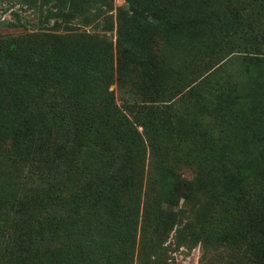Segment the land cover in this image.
Masks as SVG:
<instances>
[{
    "label": "rangeland",
    "instance_id": "374dc122",
    "mask_svg": "<svg viewBox=\"0 0 264 264\" xmlns=\"http://www.w3.org/2000/svg\"><path fill=\"white\" fill-rule=\"evenodd\" d=\"M161 2L170 9L165 19L172 12L176 20L159 19L146 2L111 0L95 22L77 17L56 28L53 18L45 21V12L31 8V0H0V203L6 208L0 225L7 214L12 222L13 211L22 226L15 238L0 227V264H264L261 240L246 228L231 230L222 213V197L244 184L250 169L264 165V134L243 157L238 130L245 118L263 116L264 32L260 54L238 56L223 69L235 71L238 91L233 88L230 101L240 120L212 116L202 106L184 112L183 123L175 119L147 135L125 100L137 103V87L160 76L150 59L163 41L154 26L212 23L206 16L181 18L198 0ZM230 4L239 12L243 6ZM99 6L100 0L92 2L88 16ZM257 16L249 15L252 24ZM120 23L139 37L118 54L119 81ZM96 41L109 49L97 62L84 53ZM63 46L79 51L64 62L69 50ZM50 51L56 57L45 55ZM128 120L137 137L127 132ZM89 125L86 134L81 129ZM11 142L25 160L7 150ZM226 144L230 157L222 161ZM31 160L39 161L37 167ZM230 164L236 167L230 170ZM192 231L202 238L195 245Z\"/></svg>",
    "mask_w": 264,
    "mask_h": 264
},
{
    "label": "trees",
    "instance_id": "16d2710c",
    "mask_svg": "<svg viewBox=\"0 0 264 264\" xmlns=\"http://www.w3.org/2000/svg\"><path fill=\"white\" fill-rule=\"evenodd\" d=\"M31 8H34L39 15L43 12L44 20L54 19V26H68V24L77 17L83 18L87 23L95 22L97 18L103 15V6L110 7L111 0H100L99 7L93 12L92 18L89 19L88 8L92 6V2L96 0H31ZM192 5L193 0H182ZM243 2L241 11L233 9L230 3ZM140 5L146 2V5H152V14L163 21H174L176 18L172 14L171 20H166V15L170 13L161 0H129V3ZM200 8H205L207 14L199 12ZM197 6V7H196ZM45 8V10H43ZM192 14L187 17L181 14L182 19L207 17L212 20L210 25L203 26L200 22L193 27L180 28L177 25L171 26L172 30L154 26L156 33L163 38L155 53H152L151 63L154 66V71L157 73V81L152 85L137 87V103L129 99L125 100L127 105L125 109L134 115L136 124L143 127L147 135H150V129L153 127L157 131L162 128L172 125L174 120L181 119L183 123L184 112L189 115V112L194 111L196 107L202 109L206 106L212 116L219 118H227L234 123L241 119V114H235L236 110H232V102L230 98L233 96V88H236L233 78L235 71L226 70L227 65H231L232 61L243 54H260L259 44L260 38L264 32V22L261 18L264 17V0H198V2L188 9ZM221 14V16H220ZM246 14V17L245 15ZM258 15L253 17L254 24L250 22L249 15ZM105 19V20H104ZM216 19V21H215ZM104 25L111 21L108 17L104 18ZM98 23V22H97ZM256 24V25H255ZM119 47L116 51V71L117 78L122 79L121 63L118 54L120 50L126 48L128 43H134L135 38L139 35L135 34L134 28H127L120 23L117 27ZM89 37L88 35H84ZM104 42L97 45V41L88 46L85 55L92 57L97 62L101 57L107 56L109 49ZM254 49H251V48ZM64 48V49H63ZM61 50H69L66 57L63 59L66 62L73 58V52L77 55L79 49L73 50L72 47L63 46ZM254 50V51H251ZM49 54V55H48ZM48 58L56 57L55 51H50ZM54 57V58H55ZM112 51L110 52V61ZM235 58V59H234ZM17 62L19 59H13ZM108 60V61H109ZM59 59H57V62ZM166 61L167 64L164 62ZM264 63V62H261ZM205 66L206 70L200 72ZM60 70L61 64L58 65ZM62 72V71H60ZM111 74V73H110ZM111 76V75H110ZM234 84V85H233ZM238 91V90H237ZM63 109H61V113ZM198 110V109H197ZM81 114V112H80ZM262 117L253 119L252 116L240 122L241 143L243 157H247L245 151L248 146L252 145L259 136L264 134V112ZM236 116L232 121L229 117ZM126 117L124 116V119ZM231 123V124H232ZM127 132L132 137H137L138 132L133 124L126 121ZM125 126V127H126ZM24 125H21V130ZM84 127V126H83ZM82 127V131L87 134L91 127ZM150 137V136H149ZM257 138V139H256ZM135 140H138L135 138ZM3 144L4 141L0 140ZM7 148L14 156L25 160V156L17 155L16 151L24 154L18 148L19 145H14ZM228 144V143H227ZM227 144L221 149L224 153L221 160L224 161L230 157L225 151ZM240 144V143H239ZM227 162L233 163L236 160L230 158ZM31 165L36 166L39 161L31 160ZM235 164L228 165V169L235 168ZM234 172V171H233ZM248 180L244 184H239L234 187L232 193L223 196V200L227 201V209L222 210L228 226L231 230L241 231L245 228L248 230V236H252L253 240H261V257L264 259V165L258 168L249 170ZM16 209V208H14ZM5 216V205L0 203V217ZM12 222L9 221L8 214L5 219L6 223L0 225L3 233H9L8 237L15 238L22 234L21 217H18L17 212H13L10 216ZM250 228V229H249ZM191 234V244L195 245L202 240L200 235L195 231Z\"/></svg>",
    "mask_w": 264,
    "mask_h": 264
}]
</instances>
